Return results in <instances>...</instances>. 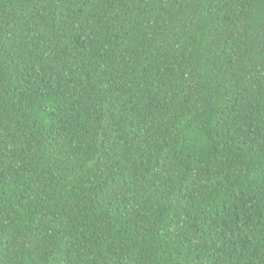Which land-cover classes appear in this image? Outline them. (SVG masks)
I'll list each match as a JSON object with an SVG mask.
<instances>
[{
    "label": "trees",
    "instance_id": "1",
    "mask_svg": "<svg viewBox=\"0 0 264 264\" xmlns=\"http://www.w3.org/2000/svg\"><path fill=\"white\" fill-rule=\"evenodd\" d=\"M0 264H264V0H0Z\"/></svg>",
    "mask_w": 264,
    "mask_h": 264
}]
</instances>
